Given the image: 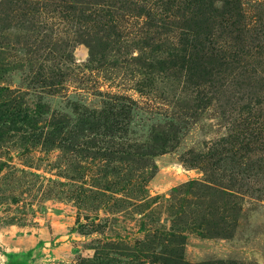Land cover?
<instances>
[{
  "label": "rangeland",
  "instance_id": "1",
  "mask_svg": "<svg viewBox=\"0 0 264 264\" xmlns=\"http://www.w3.org/2000/svg\"><path fill=\"white\" fill-rule=\"evenodd\" d=\"M164 258L264 264V0H0V264Z\"/></svg>",
  "mask_w": 264,
  "mask_h": 264
},
{
  "label": "trees",
  "instance_id": "2",
  "mask_svg": "<svg viewBox=\"0 0 264 264\" xmlns=\"http://www.w3.org/2000/svg\"><path fill=\"white\" fill-rule=\"evenodd\" d=\"M205 34H208V35H210V33H205ZM190 56H188V57H190L191 59H190V61L189 62H191L192 64H193V66L194 67H192V68H190V69H192L193 71H195V72H201V71H203V70H205V67H203V66H197V62H196V59L193 57V55H191V54H189ZM196 57H197V55H196ZM187 59V58H186ZM185 61V60H184ZM186 62V61H185ZM212 64V62H210L209 63V67H210V65ZM206 71H204V73H205ZM191 78H193V79H195L196 77H194V75L193 74H191ZM178 263H180V264H188L187 262H185V261H183V260H181V259H178V260H174V259H171V258H164V260H162L161 262H160V264H178Z\"/></svg>",
  "mask_w": 264,
  "mask_h": 264
},
{
  "label": "crops",
  "instance_id": "3",
  "mask_svg": "<svg viewBox=\"0 0 264 264\" xmlns=\"http://www.w3.org/2000/svg\"><path fill=\"white\" fill-rule=\"evenodd\" d=\"M62 247V248H61ZM61 247H59V249L61 248V249H63V248H65V246L63 245V246H61ZM57 254H58V252H57Z\"/></svg>",
  "mask_w": 264,
  "mask_h": 264
}]
</instances>
